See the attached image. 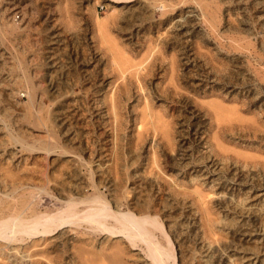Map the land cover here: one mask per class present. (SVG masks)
Here are the masks:
<instances>
[{
    "label": "rangeland",
    "instance_id": "obj_1",
    "mask_svg": "<svg viewBox=\"0 0 264 264\" xmlns=\"http://www.w3.org/2000/svg\"><path fill=\"white\" fill-rule=\"evenodd\" d=\"M11 215L0 264H264V0H0Z\"/></svg>",
    "mask_w": 264,
    "mask_h": 264
},
{
    "label": "bare ground",
    "instance_id": "obj_2",
    "mask_svg": "<svg viewBox=\"0 0 264 264\" xmlns=\"http://www.w3.org/2000/svg\"><path fill=\"white\" fill-rule=\"evenodd\" d=\"M114 1H123V0H114ZM127 1V0H126ZM72 212V210H70ZM63 214L58 216L57 218V215L56 217H52V216H45L44 219H39V218H35V219H31L30 220V224H33L34 227L33 229L31 228V232L29 230L31 235H38V234H47V233H50L54 230H56L57 228H59V226L62 224L63 221H61L60 219H65L68 221V217H70L69 215H71L72 213L66 210H63ZM60 213V212H59ZM16 214V213H14ZM111 213L110 212H99V213H94V214H85L84 217H85V220H87L91 225L92 223H95V224H102V223H105L106 221V218L107 216L109 217ZM17 216V215H16ZM19 216V214H18ZM112 216V215H111ZM61 217V218H60ZM113 217V216H112ZM127 218V217H126ZM115 220L117 218H114ZM130 219V218H129ZM127 219V220H129ZM29 220V219H28ZM41 220V222L38 224L37 221ZM132 220V219H131ZM135 220V219H133ZM27 221L26 219L23 220V222ZM17 222V217L16 218H13L12 215L8 218H5V217H0V239L1 240H9L11 241L12 240V234L11 235H8V233L12 232L13 234L16 233L14 231H5V228H7V226H10L12 223H16ZM21 222V221H20ZM22 222V223H23ZM118 222V221H117ZM119 222H121L119 220ZM64 223V222H63ZM128 225L127 224H124L123 222L121 223V227L122 228H119V229H111L109 227H106L108 230H111V232L113 234H116V233H120L122 235H124L125 237H127L128 239L132 238L131 236L133 235H130L132 233V231H135V229L133 230L134 227H140L144 233L147 235V229H145V222H143V220H135L133 221L132 223H129L127 221ZM38 224V225H36ZM123 224V225H122ZM31 225V226H33ZM105 225V224H104ZM105 228V230H106ZM139 229V228H138ZM107 230V231H108ZM16 231V230H15ZM18 231V230H17ZM109 232V231H108ZM21 234V233H20ZM133 234V233H132ZM22 235V234H21ZM15 237V236H14ZM137 238V237H136ZM137 240V239H136ZM134 242V240H132ZM133 244V243H132ZM158 256V255H157ZM83 260V259H82ZM92 260V259H91ZM96 260V259H95ZM89 261V260H88ZM97 261V260H96Z\"/></svg>",
    "mask_w": 264,
    "mask_h": 264
}]
</instances>
